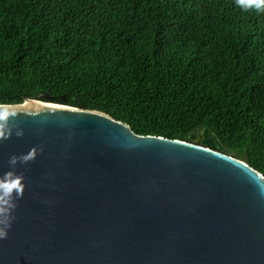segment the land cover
Masks as SVG:
<instances>
[{"label": "water", "instance_id": "obj_1", "mask_svg": "<svg viewBox=\"0 0 264 264\" xmlns=\"http://www.w3.org/2000/svg\"><path fill=\"white\" fill-rule=\"evenodd\" d=\"M0 133V175L36 150L16 169L24 191L0 264H264V177L206 129L198 144L142 137L26 100L0 105Z\"/></svg>", "mask_w": 264, "mask_h": 264}, {"label": "trees", "instance_id": "obj_2", "mask_svg": "<svg viewBox=\"0 0 264 264\" xmlns=\"http://www.w3.org/2000/svg\"><path fill=\"white\" fill-rule=\"evenodd\" d=\"M97 111L137 136L210 131L264 177V13L235 0H0V105Z\"/></svg>", "mask_w": 264, "mask_h": 264}, {"label": "clouds", "instance_id": "obj_3", "mask_svg": "<svg viewBox=\"0 0 264 264\" xmlns=\"http://www.w3.org/2000/svg\"><path fill=\"white\" fill-rule=\"evenodd\" d=\"M235 4L243 11L255 10L257 13H264V0H235ZM0 135H4L0 133ZM22 136L23 133H18ZM11 137V130L5 138ZM35 149L21 156L12 155L8 164L10 170L0 175V240L8 238V231L14 219L12 213L16 209V201L24 191L25 180L22 174L16 171L18 165H26L35 158ZM42 151V149H41Z\"/></svg>", "mask_w": 264, "mask_h": 264}, {"label": "flooded vegetation", "instance_id": "obj_4", "mask_svg": "<svg viewBox=\"0 0 264 264\" xmlns=\"http://www.w3.org/2000/svg\"><path fill=\"white\" fill-rule=\"evenodd\" d=\"M194 142H195L196 144H198V138H195Z\"/></svg>", "mask_w": 264, "mask_h": 264}]
</instances>
